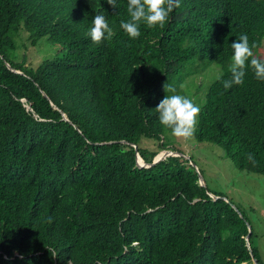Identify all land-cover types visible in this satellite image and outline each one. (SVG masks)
Here are the masks:
<instances>
[{
  "label": "trees",
  "instance_id": "obj_1",
  "mask_svg": "<svg viewBox=\"0 0 264 264\" xmlns=\"http://www.w3.org/2000/svg\"><path fill=\"white\" fill-rule=\"evenodd\" d=\"M117 3L0 0V264H264L242 211L201 186L189 160L139 167L133 147L145 163L180 152L155 108L189 60L224 65L241 34L264 59V0H180L136 39L120 28L127 0ZM97 14L114 32L101 44L89 35ZM20 30L64 52L28 66L15 53ZM230 76L207 87L194 137L264 175V81L249 68L225 90Z\"/></svg>",
  "mask_w": 264,
  "mask_h": 264
},
{
  "label": "rangeland",
  "instance_id": "obj_2",
  "mask_svg": "<svg viewBox=\"0 0 264 264\" xmlns=\"http://www.w3.org/2000/svg\"><path fill=\"white\" fill-rule=\"evenodd\" d=\"M17 39L19 49L17 48L15 53L18 60L24 58L26 65L31 67H35L42 59L64 52L60 43L47 37L40 38L33 46L24 30H20ZM261 47L260 56L264 57V39ZM231 62V58L224 65L208 63L207 60L199 58L191 59L180 73V85L177 87L176 84L170 83V86L176 88L177 94L187 96L200 107L209 84L224 69L230 68ZM164 136L169 143L168 148L173 147L189 157L186 160L200 173L209 191L222 194L242 211L253 229V240L259 247L264 263V175L238 169L224 155L221 147L211 142L197 141L194 134L189 138H178L168 131ZM139 145L152 149L155 142L153 139L141 138ZM162 151L159 150L158 153Z\"/></svg>",
  "mask_w": 264,
  "mask_h": 264
},
{
  "label": "clouds",
  "instance_id": "obj_3",
  "mask_svg": "<svg viewBox=\"0 0 264 264\" xmlns=\"http://www.w3.org/2000/svg\"><path fill=\"white\" fill-rule=\"evenodd\" d=\"M107 3L112 6L114 12L119 8L117 0H107ZM179 7L180 0H127V12L130 18L127 21L121 20L120 28L130 38L136 39L141 35V23H145L149 28L163 27L173 10ZM89 35L93 43L101 44L105 40L110 41L114 32L109 26L106 17L102 14H97L92 20ZM256 47L257 44L255 42L250 44L247 34H241L231 43L233 50L230 64L231 76L229 79L222 80L225 90L231 89L234 85H243L249 68L257 80L264 81V59L258 58L254 54L253 49ZM164 88L166 93H176V88L169 86L167 83ZM155 111L159 114L160 124L170 129L173 136L189 138L195 132L201 109L187 96L173 94L166 95L155 108Z\"/></svg>",
  "mask_w": 264,
  "mask_h": 264
},
{
  "label": "water",
  "instance_id": "obj_4",
  "mask_svg": "<svg viewBox=\"0 0 264 264\" xmlns=\"http://www.w3.org/2000/svg\"><path fill=\"white\" fill-rule=\"evenodd\" d=\"M62 117H63L64 120H67V121H68L66 115H65L63 112H62ZM69 122H70V121H69ZM123 142H124V141H123ZM133 147H134V149H135V151H136V163H137V165H138L139 167H148V166H150V165L156 163L158 160H160V159H162V158H164V157H166V156H169V155H179V156H182V157L185 158V159H189V157H188L187 155H184V154L181 153V152H175V151H169V150H166V151H163V154H162V155H161L160 152H159V153L153 158V161H152L151 163H145V162L140 158V156H139V154H138V152H137V147H136V145H133ZM140 160H141V164H140ZM192 165L194 166V164H192ZM195 171L197 172V175H198V179H199L198 181H199V184H200L201 186L205 187L204 182H203V180H202V177H201L200 173H199L196 169H195ZM207 193H208V195H209L210 197H212L213 199H217V198L219 197V196L214 195V194H212V193H210V192H207ZM221 198L226 199L224 196H221ZM231 205H232V207L238 212L239 216H241V213L238 211V209H237L233 204H231ZM247 226H248L249 230H248V233H247V235H246V237H245V241H246V245H247V247L250 249L248 239H249V236H250L251 230H250V225H249V223H247ZM253 262H254V264H260V263L257 262L256 258H253Z\"/></svg>",
  "mask_w": 264,
  "mask_h": 264
},
{
  "label": "bare ground",
  "instance_id": "obj_5",
  "mask_svg": "<svg viewBox=\"0 0 264 264\" xmlns=\"http://www.w3.org/2000/svg\"><path fill=\"white\" fill-rule=\"evenodd\" d=\"M160 154H163V153H160ZM141 161V160H140Z\"/></svg>",
  "mask_w": 264,
  "mask_h": 264
}]
</instances>
